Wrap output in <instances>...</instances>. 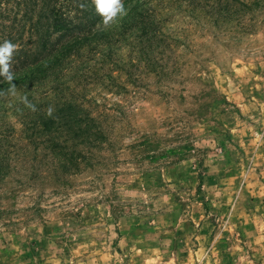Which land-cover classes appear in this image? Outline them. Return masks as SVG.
Here are the masks:
<instances>
[{
    "label": "rangeland",
    "instance_id": "rangeland-1",
    "mask_svg": "<svg viewBox=\"0 0 264 264\" xmlns=\"http://www.w3.org/2000/svg\"><path fill=\"white\" fill-rule=\"evenodd\" d=\"M192 1L132 2L164 34L151 66L116 33L130 7L66 58L64 157L28 132L22 87L1 94L0 264H264V0ZM8 2L3 26L26 3Z\"/></svg>",
    "mask_w": 264,
    "mask_h": 264
},
{
    "label": "trees",
    "instance_id": "trees-1",
    "mask_svg": "<svg viewBox=\"0 0 264 264\" xmlns=\"http://www.w3.org/2000/svg\"><path fill=\"white\" fill-rule=\"evenodd\" d=\"M4 1L9 3L8 0ZM23 1L26 3L21 18L18 20V12H13L12 16H7L9 21L7 26L0 24L2 26L0 29V43L11 41L17 46L12 62L13 71L15 72L13 83L22 87V89L19 88L22 90L21 100L28 102L26 104L28 106L26 107L27 114L23 115V119L28 120L26 123L28 132L32 131L33 135L44 139L42 142V145H45L44 150L49 149L53 156L57 151L60 156L64 157L67 154H62V152L67 151V142L79 138V134H74L73 129L80 130L78 125L82 121L77 117V112L80 109L75 100L71 96L69 99L62 96V86L66 85V82L60 80V67L63 65L68 66L71 63V61L66 60L71 54L80 57V52L84 54L85 52L94 51V48H97L98 45L91 46V40L105 38L106 32L103 29L102 19L96 14L91 0ZM133 1L122 0L124 7H130L131 11L123 19L122 30L117 29V32L114 31L119 38H122L121 41L124 42L127 38L130 40L125 46L138 40L137 45L140 44L139 60H146L147 64L150 65L148 62L151 59L149 58H152L159 44L153 45V42L149 43L148 40H154L155 43L158 37H164V34L157 28V22L151 17V14L140 11L137 5H132ZM180 1L183 3L187 1L190 5H193L192 0ZM26 28L29 35L26 42H22V34ZM104 42L107 43V51L105 53L103 51L101 56L107 53L108 57L111 58L112 50L109 39H104ZM160 43H164V40H161ZM82 49H84L83 52ZM87 61L88 59L78 70L88 68ZM22 70L24 72L19 73ZM80 76L83 77V74ZM72 77H69V79L74 80L75 78ZM51 83L50 90L55 92L54 99L57 101L54 106L50 107L47 102L33 103L34 96L32 94ZM10 87H12L11 84L0 80V98L2 97L1 94H8ZM31 110L33 112L30 113ZM2 127L3 125H0V128ZM87 127L85 129L88 131ZM34 132L36 133L34 134ZM71 134L73 136H70ZM88 134H90V131ZM0 135L3 136V134ZM6 140V138L0 139V144H7ZM4 154L6 153L3 152L2 154L0 152V175L6 174L7 166L5 163L9 161L8 155L5 157Z\"/></svg>",
    "mask_w": 264,
    "mask_h": 264
},
{
    "label": "clouds",
    "instance_id": "clouds-1",
    "mask_svg": "<svg viewBox=\"0 0 264 264\" xmlns=\"http://www.w3.org/2000/svg\"><path fill=\"white\" fill-rule=\"evenodd\" d=\"M96 14L102 19L103 25L108 27L119 17L125 15V7L122 0H91ZM16 45L11 41L0 43V80L12 85L10 91L15 92V72L13 71V57Z\"/></svg>",
    "mask_w": 264,
    "mask_h": 264
}]
</instances>
